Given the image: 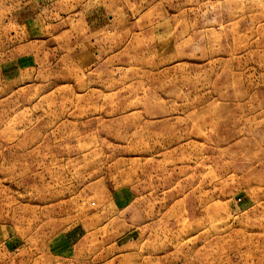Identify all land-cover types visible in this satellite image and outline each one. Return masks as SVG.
Wrapping results in <instances>:
<instances>
[{"label":"rangeland","instance_id":"rangeland-1","mask_svg":"<svg viewBox=\"0 0 264 264\" xmlns=\"http://www.w3.org/2000/svg\"><path fill=\"white\" fill-rule=\"evenodd\" d=\"M17 2L0 264H264V0Z\"/></svg>","mask_w":264,"mask_h":264},{"label":"crops","instance_id":"crops-1","mask_svg":"<svg viewBox=\"0 0 264 264\" xmlns=\"http://www.w3.org/2000/svg\"><path fill=\"white\" fill-rule=\"evenodd\" d=\"M16 1H18V2H17V5L19 6V4H20L19 1H20V0H16ZM30 1H31V0H30ZM34 1H39V0H34ZM40 2H41V1H40ZM10 3L14 5V0H12V1L10 0ZM4 4H5V0H4ZM14 12H15V10H14Z\"/></svg>","mask_w":264,"mask_h":264}]
</instances>
